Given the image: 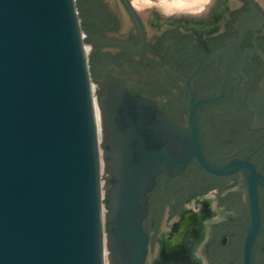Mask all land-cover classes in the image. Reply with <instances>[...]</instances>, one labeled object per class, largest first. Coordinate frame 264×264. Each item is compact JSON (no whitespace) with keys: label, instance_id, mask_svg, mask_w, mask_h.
I'll return each mask as SVG.
<instances>
[{"label":"water","instance_id":"obj_1","mask_svg":"<svg viewBox=\"0 0 264 264\" xmlns=\"http://www.w3.org/2000/svg\"><path fill=\"white\" fill-rule=\"evenodd\" d=\"M88 52L76 0H0V264H104V234L108 264H144L159 173L193 158L215 174L255 173L210 160L195 121H172L121 78L106 74L97 90ZM258 230L255 215L245 264Z\"/></svg>","mask_w":264,"mask_h":264},{"label":"flooded vegetation","instance_id":"obj_2","mask_svg":"<svg viewBox=\"0 0 264 264\" xmlns=\"http://www.w3.org/2000/svg\"><path fill=\"white\" fill-rule=\"evenodd\" d=\"M76 3L97 90L106 74L121 78L172 121H195L210 160L255 171L215 174L193 158L167 180L159 173L144 264H245L255 215L254 264H264V0H215L198 23L165 20L140 0Z\"/></svg>","mask_w":264,"mask_h":264},{"label":"rangeland","instance_id":"obj_3","mask_svg":"<svg viewBox=\"0 0 264 264\" xmlns=\"http://www.w3.org/2000/svg\"><path fill=\"white\" fill-rule=\"evenodd\" d=\"M215 0H140L141 9L161 15L165 20H185L198 23L208 13ZM208 16V15H207ZM101 152L103 146L101 145ZM102 181L105 178L102 177ZM106 212V207L104 209ZM106 232V230H105ZM107 235V234H105Z\"/></svg>","mask_w":264,"mask_h":264},{"label":"bare ground","instance_id":"obj_4","mask_svg":"<svg viewBox=\"0 0 264 264\" xmlns=\"http://www.w3.org/2000/svg\"><path fill=\"white\" fill-rule=\"evenodd\" d=\"M95 114H96V123H97V134H98V141L101 142V133H100V122H99V116H98V110H97V104L95 100ZM100 167H101V172H102V152L100 156ZM104 183L105 181L101 182V196L103 197L105 194V188H104ZM105 211L103 209V219H105ZM107 236L104 234L103 236V259H104V264H108L107 261V254H108V248H107Z\"/></svg>","mask_w":264,"mask_h":264}]
</instances>
